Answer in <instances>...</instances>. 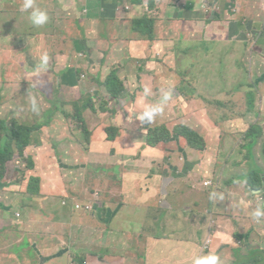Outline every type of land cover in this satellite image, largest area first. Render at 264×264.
Listing matches in <instances>:
<instances>
[{
    "label": "crops",
    "instance_id": "0c3cea01",
    "mask_svg": "<svg viewBox=\"0 0 264 264\" xmlns=\"http://www.w3.org/2000/svg\"><path fill=\"white\" fill-rule=\"evenodd\" d=\"M50 1L35 0L40 5L45 3L46 5L40 7L46 11H49ZM172 1L156 0V6L161 11L159 13L161 25L167 26L171 31L170 37L162 40L163 48L166 52L174 51V47H166V43L179 38L177 35H172L174 17L162 16L167 9L173 10L171 6L178 5L182 8L179 14L184 13L185 16L192 17L190 13L198 14L205 8H213L219 13V17L211 14L202 22L203 28H197L200 34L215 39L213 42H216L217 51L210 58L218 63L211 76L202 81V87L199 82L193 81V71L185 70L181 73L184 76L188 75L187 81L166 75L161 79L159 89L155 85L152 86L153 93L158 96L157 99H149L142 89L141 94L134 100L136 92L141 90L138 85L143 81V77L156 74L158 63L166 56L161 55L153 43L147 42L146 38L140 36L134 29L141 28L135 26V22L143 19L153 8L148 7L151 0L150 2L149 0H60V5L59 0H56L55 5L60 13L54 14L48 24L37 32L29 17L24 14L26 11H21L23 0H0V52H15L16 57L18 50L19 52L37 50L36 55H39V58L45 51L49 54L48 69L45 74V71H41L33 74L32 77L17 75L15 80H12L15 86L11 102L8 103L7 95L0 96V100L5 101L0 107V120L7 117L16 119V116L20 115L18 108H24L23 104L26 103L25 98L30 90H22L17 94L15 91L17 86L22 85L24 80L29 79L30 83L37 82L44 76L48 84H58L61 90L66 89L63 91L67 95L65 99L70 101L71 105L90 98L92 100L90 107L93 111L86 115L95 116L99 129L93 134V138H97L94 140L85 123L86 129H83L81 124L80 127L74 125L70 133L72 137L70 146L83 152L79 158L76 151L75 158L79 162L87 163L90 177L94 180L92 188H87V184H72L74 188L85 193V198L69 199L62 191L61 201L62 204L66 201L65 205H69L68 210L62 208L55 210L53 207L47 209L46 207L51 203L45 196H43L44 206L28 204L24 209L26 218L21 241L17 238L18 234H15L17 240L12 243L14 249L8 247L2 250L0 246V264H67L68 260L70 264H147L148 256L145 257V261L140 258L139 251L142 249H146L147 254L151 255L150 264L162 261L165 251L173 255L175 253L173 247L180 246L163 227V216L180 209L181 196L184 193L181 184L195 177H202L203 185L204 181L210 182L209 185H204L209 187L208 196L212 192H216L218 196L225 195V200L215 199L207 204L206 224L203 226L207 231V224L211 226L214 222L221 227L220 233L225 234V237L218 238L215 246L212 247L208 233L202 246L194 244L190 251L178 249L176 254L183 255L187 259L194 250L209 253L210 246V252H215L220 258L235 260L231 256L229 247L232 244L235 246L240 237L234 241V232H223L222 228L229 225L227 218L222 220V223H218L212 219V216L229 214L228 211L236 215L237 208L245 209L237 202L240 194L243 196L242 199H246V192L241 188L242 183H248L246 174L251 170L252 174L261 173L249 160V149L252 146H248L247 143L252 137L261 138L259 141L264 139V129H262L264 115L260 114V112L264 113V80H262L264 70L258 76L253 75V72H256V62L263 61L264 58V45L258 47L253 45V42L264 38V24L257 29L248 30V27H252L251 17L260 11H256L254 15L250 14L248 10L251 6L250 0ZM263 2L264 0L260 7ZM232 8L236 14L230 13ZM195 19L198 20L196 23L198 25L200 19L198 17ZM189 23L193 26L192 21L185 22V24ZM51 27L55 28L54 35L50 31ZM193 29H188L190 34L186 36L193 42L199 41L201 36H190L195 35ZM147 32L149 28H146ZM254 32H257L256 40ZM243 34L250 43L244 41ZM51 36L53 41L50 44ZM144 45L151 47L147 49ZM166 71L176 74L168 68ZM109 80L120 84L119 87L122 89L120 96L114 98L108 93L105 84ZM66 81L70 86L63 83ZM174 82L178 83L177 88H171ZM227 82L233 85L230 90L224 91L222 86ZM2 83L0 81V86ZM189 84H192V90L187 88ZM215 88L218 89L213 93ZM115 90H118L117 87ZM169 90H173L174 95L166 102L163 109L169 111V117L157 118V115L153 121L159 122V125L155 128L165 127L171 130L180 124L197 131L205 140V147L201 150L202 158H199L197 153H193V148L189 147L182 137L172 136L155 146L146 145V132L153 128L150 124L141 125L137 114L142 113L145 106L152 104V101L160 102L164 92ZM188 92H198L199 97L204 99L223 98L226 92H236L234 93L236 95L254 92L258 108L256 111L242 112L230 107L229 103L216 102V105L224 110H229V113L220 118L221 128H219L217 120L205 107L206 103L203 104L200 113L190 102L193 97L185 99V93ZM27 101L29 102V99ZM106 101L109 102L108 105ZM179 101H183L182 105H179ZM8 106L11 111L7 109ZM112 106L116 107L114 112L108 110V108L112 109ZM59 109L62 113L68 110L60 106ZM73 111L74 108L71 113ZM69 123L70 121L67 130L71 131ZM222 125L226 127L228 133H240L243 137L239 136V140L245 139V148L242 144L237 145L240 141L235 140V147L237 146V152L241 153L243 161L240 159L235 160V163L229 161L233 150L227 154L225 160L216 159L221 147L220 139L225 133ZM110 126L118 130L114 140L107 138L106 129ZM256 128L263 134H257ZM77 131L84 136L90 134L89 142L82 143L77 136L78 141H76L74 134ZM249 132L252 134L249 135ZM51 144L33 142L27 152L37 151L38 156L54 155L57 158V154L50 149ZM52 145L57 146L55 143ZM58 145L63 146L64 143L60 141ZM16 149L17 147L15 153H17ZM93 150L97 151L92 153ZM261 154L264 156L263 150ZM49 168V166H40L37 173L31 174H42L40 176L44 177L48 188L52 189L50 197L53 199L60 187L54 182L53 175L47 173ZM8 170L9 163L7 174ZM223 173L229 174L228 176L233 180L237 179L229 186H225L220 183ZM54 174L57 176L55 170ZM5 190L2 188V191ZM192 197L198 200V194ZM247 201H244L245 205ZM75 203H90L93 209L91 211L77 209ZM7 205L12 209L13 206L9 201L1 206L7 209ZM0 218L4 223L11 221L8 212ZM234 228L235 224L232 231ZM213 229H211L212 234ZM217 233L219 232L214 234ZM144 237L151 240L148 246L141 244ZM109 238H126L129 256L117 254L121 249V243L111 244ZM22 241L24 246L17 245ZM98 251H102L103 254L97 253ZM162 264L168 262L162 261Z\"/></svg>",
    "mask_w": 264,
    "mask_h": 264
},
{
    "label": "rangeland",
    "instance_id": "374dc122",
    "mask_svg": "<svg viewBox=\"0 0 264 264\" xmlns=\"http://www.w3.org/2000/svg\"><path fill=\"white\" fill-rule=\"evenodd\" d=\"M56 0H51L49 5V21L51 20V17L56 14L60 13L59 9L55 5ZM108 1V0H106ZM251 6L248 9L251 15H254L256 11L260 10L259 13L255 16H252V27H248L250 30L251 28H258L262 27L264 24V2L262 4V9L260 7V4L263 0H250ZM36 5L44 6L46 5L43 3L40 5L38 2H35ZM60 5V0H59ZM41 8V7H40ZM42 9V8H41ZM243 9V8H242ZM31 10L26 11L24 14H26L29 17V12ZM179 12V6L175 5L173 10L167 9L162 16L164 18H177V14ZM231 14H236V11L232 8L230 10ZM189 15V13L187 12ZM211 14H215L219 17V13H217L216 10L213 8H205L201 10L198 14L190 13V16L192 17H198L200 19L199 24L202 28V22L209 18ZM1 19V18H0ZM228 19L230 20V14L228 13ZM48 21V22H49ZM48 24V23H47ZM45 24L44 26H46ZM184 22L182 23V28L184 26ZM180 25V22H178L173 27V34L177 35L179 38L170 41L166 43V47H174V51H168L165 53V58L158 63V71L156 74L152 76H146L143 77V81L138 85V88L141 90H138L135 94L134 100L138 98V96L141 94L142 89L145 87H148L151 89V92L148 96L149 99L156 98L157 94L153 93L152 86H156L159 89V84L161 82V79L165 77L166 75L170 78L174 79H182V80H188V75L184 76L183 71L185 70H192L193 71V81L199 82L200 86L202 87V81L206 80L207 77L211 76V73L213 69L216 67L217 63L215 60L210 59L208 63H203L201 66H197L191 56L188 54L187 49L192 44L193 40L189 38L188 36L184 35L180 36V31L178 30V27ZM42 27H35L36 30H41L44 28ZM247 30V31H248ZM50 31L53 32L55 28L51 27ZM52 35V36H53ZM257 32H254V37L256 40ZM52 36L50 37V44L52 43L53 39ZM243 39L246 41V43H250L247 36L243 34ZM204 40L203 37H200V41ZM215 41V39H207V43H211ZM253 45L260 46L264 45V38H261L258 42H253ZM151 46L144 45V48L150 49ZM214 47V46H213ZM50 49V45H49ZM48 49V52H49ZM215 51L212 53H216V48L214 47ZM204 50V49H203ZM37 50L32 51H21L14 56L15 52H0V81L3 82L0 86V96L7 95L8 97V103L11 102L12 94L14 93V86L15 83H12V80H15L17 75L25 76L29 75L30 77L33 76V74H37V71L35 70L38 63H39V55L37 54ZM175 56L178 58L179 66L175 68L176 74L168 73L165 69V59L167 57H173ZM20 58H22V61H20ZM209 59V57L205 58L204 53H202V56L200 58L201 61H206ZM256 72H253L254 76L260 75L264 70V58L263 61L256 62ZM183 72V73H181ZM46 71L44 72V74ZM209 73V74H207ZM37 78V77H35ZM264 80V79H262ZM11 82V83H10ZM48 84L47 79L44 78L40 80L38 79L37 82L32 81L30 83V80H24L22 85H19L16 87L15 91L17 94H19L22 90H30L27 93V97L25 98L26 103L23 104L24 108H18V112L20 115L16 116V119H9L8 117L4 120L6 121H14L18 124H22L25 126H30L36 128V132L40 138V141L42 143H52L57 144V146H53L51 144L50 149L54 151L57 154V158L52 155L50 156H44L40 155L38 156V152H27V149H31L32 146H28L24 151V156H21L19 154V149H16L15 157L12 161L9 162V170L8 174L0 180V216L4 217L6 212H8L9 217L11 219L10 222H2L0 221V246L1 249H7L8 247L13 248L12 243L17 240V238H22L23 230H24V221L26 218V215L24 213V209L28 204H36L38 206H44L43 205V196L46 197L51 203V205H48L47 209H55V210H61L69 209V205L62 204L61 198L62 194L61 192L64 191L66 193V196L69 199H77V200H83L85 198V193L74 188L72 185L73 183L75 185L77 184H87V188H92L93 186V178L90 177V170L89 166L86 162H79L75 158V152H78L79 158L83 154L82 151H79L76 149H73L70 145L72 144V137L70 136V133H68V121L67 118L64 117L61 110L59 109V106L64 109H68L67 112L71 113L73 110V105H71L70 101H66L65 98H67V95L63 91L66 89L60 88L58 84H54V89L50 88ZM205 85V84H204ZM233 84L227 82L223 83L222 89L224 91L230 90L231 86ZM171 88H177L178 83H172ZM174 86V87H173ZM189 90H192V84H189L187 87ZM213 91V93L216 91ZM206 91V89H204ZM203 92V91H202ZM239 92V91H236ZM236 92H226L223 96V98H216V99H204L202 97H199L198 92H188L185 93V99L188 97H193V100H190L192 103L194 109H198V112L201 113L202 108L204 107L203 104H205V107L209 111V113L213 116L215 120H217V124L219 128H221V122L220 118L224 116L225 114L229 113V110H224L220 106L216 105L217 101H221L222 103H229V106L234 108L237 111L247 112V111H256L258 106L256 102V95L254 92H248L244 95H236L234 93ZM23 97V96H21ZM35 98L38 104V111L34 112L32 110V99ZM29 99V102L27 101ZM24 100V101H25ZM202 100V101H200ZM82 103V106L80 107L78 115L81 113L82 119L84 120V123L88 127V130L91 132L92 140L97 139L93 138V134L95 131L99 130L97 127V121L95 116H92V114L86 115L88 112L93 111V108L90 107L92 100L89 98L87 100L82 99L80 100ZM85 101V104H83ZM206 101V102H205ZM157 101H152V104H155ZM5 103V101L0 100V107ZM183 101H179V105H182ZM9 111L12 109L8 106L7 108ZM260 114L263 116L264 113L260 112ZM168 118L169 117V111H163L159 117ZM1 119V117H0ZM74 125L78 126V123H74ZM159 125L158 123H155L153 121L150 124L151 128H155ZM224 126V125H222ZM225 128V133L222 134V137L220 139V151L218 155L216 156V159H222L225 160L227 154L231 151V158L230 162L235 163V160L240 159L243 161V157L241 153L237 152V146L235 147L236 141H240L239 144H242L243 148H245L246 141L245 139H240V135L238 132L228 133V131ZM262 128V127H261ZM74 129V127H73ZM108 129V128H107ZM106 129V132L108 134V130ZM264 129V128H262ZM257 134L262 135L263 133L260 132V129L256 128ZM115 132L118 134V130L116 129ZM79 138L80 142L86 141V143L89 142L85 139L84 135H80L79 131H77L74 134V137L76 141ZM88 138H90V134L87 135ZM38 140V139H36ZM48 141V142H47ZM62 141L64 143L63 146L58 145V142ZM36 141L32 139L31 143ZM2 145V141H0V146ZM83 146V144H82ZM223 148L225 151H223ZM244 150V149H243ZM242 150V151H243ZM97 150H93V152H96ZM53 152V153H54ZM101 153L100 151H98ZM244 152V151H243ZM193 153H197L199 158L203 157V151L193 149ZM38 156V157H37ZM247 158V156H246ZM228 164V163H227ZM64 167H63V166ZM41 167L49 166L50 170L47 171V173H51L53 175V180L55 183L58 184L60 189L56 192L54 195V198L52 199L50 197V193L52 189L48 188V184L44 181V177L37 175V174H31L33 172L37 173V169H40ZM69 169H68V168ZM54 170L57 174V176L54 174ZM40 172V170H39ZM78 172H80L78 174ZM252 170L246 174V177H249L250 174H252ZM229 174L223 173V177L220 179V183H222L225 186H229L232 181H235L228 176ZM35 177H38V181H34L33 179ZM237 177V176H236ZM214 180H218V178H214ZM238 180H241V178H238ZM33 185L35 187V190L38 192L37 194H32V192L29 191V185ZM248 183L243 182L242 183V189L246 192V199L248 196H250L255 201H261V198L259 197L260 194H254L256 191H251V187L247 189ZM183 187L184 193L181 196V206L180 209H175V211H172L171 213L163 216V227L168 232V235L171 236V238H174L179 242L180 246H175L173 249L175 250V253L173 255L167 254L165 251L163 253V262H168V264H193V259L197 255H205V253L201 251H192L191 255L185 259L183 255H177L176 251L178 249H183V251H190L194 244L202 246L205 240L206 235L209 233L210 237L209 239L212 240V247L215 246L216 241L218 238L225 237V234L223 233H217L212 234L211 229L214 228V222L211 224V228L207 229V231L204 230L203 226L206 224V212L205 209L207 208V204L211 202L208 196L209 187H205L203 185V179L202 177H195L191 179H187L185 184H181ZM2 188H5V191H2ZM251 192V193H250ZM173 193H171L172 195ZM198 194V200L193 198L192 195ZM37 195V196H36ZM225 200V195H222ZM242 195H239L240 200L242 199ZM242 199V200H246ZM223 200V201H224ZM7 201L11 203L13 206L12 209L8 206L7 209L2 208V204L6 205ZM256 206V205H254ZM228 213H231V211H228ZM245 213V209L242 210L241 215H232V214H213L212 219H214L218 223H222V220L225 218L228 219L229 225L225 226L223 229V232H232L231 226H233L236 222V226L239 227L241 225L240 220H242V230L239 231L236 229V234H239V236L244 237L247 235L246 232L249 228V224L247 219L243 218V215ZM1 219V218H0ZM240 219V220H239ZM63 227V226H62ZM156 231V230H155ZM157 232V231H156ZM15 234L17 235V238L15 237ZM26 236H29V233L26 234ZM252 238V235L249 236V239ZM260 238H263V235L260 236ZM109 243L116 244L118 242L121 243V249L117 252V254L121 256H129V251L127 249V241L126 238L118 239V238H109ZM236 241V240H235ZM151 240L144 237V240L141 242L142 245L148 246L150 244ZM19 246H24L23 241L17 243ZM16 245V247H17ZM182 245V246H181ZM201 249V248H200ZM236 248L232 244L229 247V251L231 253V256L234 259H226V258H220V264H259V259L261 252H254L249 247H243L241 254H235ZM211 251V248L209 246L208 252ZM139 252L140 258L145 261V257L148 256L147 264H150V261L152 260L151 255H148L146 252V249H142ZM97 253L103 254L102 251H98ZM162 261L159 260L155 264H162ZM67 263V260L65 261ZM70 264V260H68V263Z\"/></svg>",
    "mask_w": 264,
    "mask_h": 264
},
{
    "label": "trees",
    "instance_id": "16d2710c",
    "mask_svg": "<svg viewBox=\"0 0 264 264\" xmlns=\"http://www.w3.org/2000/svg\"><path fill=\"white\" fill-rule=\"evenodd\" d=\"M143 1H146V0H143ZM172 2H174V0ZM151 3L148 5V7H153V8H151V10H149L146 13V16L143 19L137 20L135 22V26H141V28L135 27L134 29L138 31V34L140 36L145 37L147 42L153 43L155 48L159 50L160 54L164 56L166 53V49L163 48L162 46V40L164 38L170 37L171 31L167 26L161 25V19H160L161 16H159V13H161V11L156 6V0H151ZM173 8H174V5L171 6V9ZM179 10H182V8L179 7ZM188 21H192L193 26L191 25V23H189V24H184L182 28V23L183 22L185 23ZM178 22H180V25L178 27V30L180 31V35H183V33L184 35L190 34V32H188V29H193V27L196 26L193 29V32L195 33V35H190V36L192 37L202 36L204 40L194 41L189 46L187 51H188V54L191 56L193 62L197 66H201L203 63H208L210 59L212 58L211 57L213 55L212 52L215 51L214 47L216 48V42L207 43V39H209L210 36L206 34H200V31L197 27L199 28L201 27L199 24L198 25L196 24L198 20L196 19L194 20L193 17L185 16L184 13H180V14L178 13L177 18H173L172 20L173 26L176 25ZM146 28H149V32L147 33H146ZM202 28H203V25H202ZM37 31H38V28L36 29V32ZM172 35L174 34L172 33ZM202 53H204L205 58L209 57V59H207L206 61H201L200 58L202 56ZM152 60H155V58H152ZM178 66H179V61H178V58H176L175 56L167 57L165 59L166 70L168 68L169 70L176 72L175 68ZM63 83L66 84L67 86H70L67 81ZM49 86L50 88L54 89V84L52 85L50 84ZM119 86L120 84L117 81H113V80H109L105 84V87L107 88L108 93L114 98H116L117 96H120L122 92V89H120ZM116 87L118 90H115ZM218 102L221 103V101H217V103ZM106 103L107 105L109 104L108 101H106ZM112 104L113 103H110V105ZM81 106H82V103H74L73 113H68L67 111H63L62 113L70 121L69 129L71 131L67 130L68 133L72 132L75 122L78 123L79 127L81 124L82 128L86 129V127L84 126V120L82 119L81 113L78 115ZM115 108H116L115 106H112V109L108 108V110L109 111L112 110V112H114L113 110H115ZM107 130H108L107 138L109 140H114L117 136V133L115 132L116 128H114L113 126H110ZM35 132H36V128L34 127L18 124L17 122H14L11 120L9 121L0 120V141H2V145L0 146V180L3 179L7 174V164L15 156V147L19 149V154L21 156H24V151L28 146L32 144L31 143L32 139H34L36 143L41 142L38 134ZM82 133L83 132L81 130V134ZM250 134H252V132H249V135ZM172 136L182 137L187 143V145L193 149L203 150L205 147V140L197 131L192 130L180 124L176 125L171 130H167L165 127L148 129L146 132L145 142H146V145L155 146L159 142L166 140ZM85 139L87 141L89 140L87 136H85ZM248 178H249V181H252V180H256L257 182L260 181V175L258 173L250 174ZM33 180L38 181L39 178L35 177ZM249 181H248V184L250 185L251 182ZM205 182L206 181H204V185L210 184V182L208 184H205ZM29 191L32 192V194L38 193L35 190V187L31 184L29 185ZM81 263H83V260L81 261Z\"/></svg>",
    "mask_w": 264,
    "mask_h": 264
},
{
    "label": "flooded vegetation",
    "instance_id": "af4514ba",
    "mask_svg": "<svg viewBox=\"0 0 264 264\" xmlns=\"http://www.w3.org/2000/svg\"><path fill=\"white\" fill-rule=\"evenodd\" d=\"M261 139V138H259ZM258 137H252L250 141L247 143L248 146H252V148L249 149V160L252 161V164L254 167H256L261 173L260 175V181L257 182L256 180L248 181L251 182L250 185H247V187H251V191H256L260 190V198L261 201H255L253 200L250 196L247 197V205H245V200H240L237 201L238 203L242 204L243 207L245 208V213L243 215L244 219H247L249 228L246 232L245 239L242 236H239V234H236V229L239 231L242 230V220H240L241 225L239 227L236 226L235 222V228L233 229L232 232L235 234L233 235L235 240L240 237V239L236 242V245L234 246L236 248L235 254H241L243 247H249L252 249L254 252H261L259 259V264H264V219H262L260 222H257L255 219H253L252 213L253 211L257 208L258 205L264 204V156H262L261 151H264V139L259 141ZM253 177V175H252ZM238 183V182H236ZM249 189V188H248ZM251 193V192H250ZM256 205V206H254ZM243 210V209H242ZM242 210H240V207L236 209V215H241ZM233 214V212L229 213ZM207 228H211L210 224H207ZM233 228V226H232ZM221 227L217 224H214V232H219L220 233ZM252 235V238L249 239V236ZM263 235V238H260V236ZM234 240V241H235Z\"/></svg>",
    "mask_w": 264,
    "mask_h": 264
},
{
    "label": "clouds",
    "instance_id": "9594fccd",
    "mask_svg": "<svg viewBox=\"0 0 264 264\" xmlns=\"http://www.w3.org/2000/svg\"><path fill=\"white\" fill-rule=\"evenodd\" d=\"M29 19L33 26L42 27L49 21V14L46 10L41 9L35 4V0H23L21 5V11H28ZM49 63V54L45 51L41 54L39 58V63L36 67L37 72L47 71ZM151 89L148 87L144 88L145 96L149 95ZM174 95L173 90L165 91L160 102L155 104L146 105L143 112L137 114V119L140 120L141 125L151 124L155 117L163 112L164 105L166 102ZM32 110L34 112L38 111V104L35 98L31 101ZM257 194V193H254ZM222 195L218 196L216 192H212L209 195L210 200L222 199ZM253 219L260 222L264 219V204L258 205L257 208L252 213ZM193 264H220V257L215 252H209L205 255H197L193 259Z\"/></svg>",
    "mask_w": 264,
    "mask_h": 264
},
{
    "label": "built area",
    "instance_id": "2783aa9c",
    "mask_svg": "<svg viewBox=\"0 0 264 264\" xmlns=\"http://www.w3.org/2000/svg\"><path fill=\"white\" fill-rule=\"evenodd\" d=\"M208 183H209V181H206L205 182V184H208ZM63 204L65 205L66 204V201H63ZM75 208L82 209L84 211H91L93 209V206L90 203H85V204L76 203L75 204Z\"/></svg>",
    "mask_w": 264,
    "mask_h": 264
},
{
    "label": "water",
    "instance_id": "95a60500",
    "mask_svg": "<svg viewBox=\"0 0 264 264\" xmlns=\"http://www.w3.org/2000/svg\"><path fill=\"white\" fill-rule=\"evenodd\" d=\"M256 193H259V191L256 190Z\"/></svg>",
    "mask_w": 264,
    "mask_h": 264
}]
</instances>
